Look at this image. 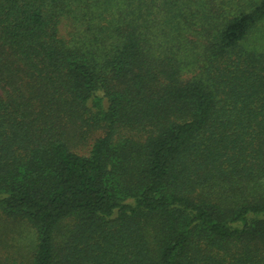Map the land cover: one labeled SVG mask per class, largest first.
<instances>
[{
  "label": "trees",
  "instance_id": "obj_1",
  "mask_svg": "<svg viewBox=\"0 0 264 264\" xmlns=\"http://www.w3.org/2000/svg\"><path fill=\"white\" fill-rule=\"evenodd\" d=\"M0 264H264V0H0Z\"/></svg>",
  "mask_w": 264,
  "mask_h": 264
},
{
  "label": "rangeland",
  "instance_id": "obj_2",
  "mask_svg": "<svg viewBox=\"0 0 264 264\" xmlns=\"http://www.w3.org/2000/svg\"><path fill=\"white\" fill-rule=\"evenodd\" d=\"M65 24L64 25H62L61 26V32L64 34V33H66V31H65ZM67 30V29H66ZM89 146V145H88ZM88 146H86V145H80V147L76 150V152H78V153H80V154H87L88 153V151H89V147Z\"/></svg>",
  "mask_w": 264,
  "mask_h": 264
}]
</instances>
